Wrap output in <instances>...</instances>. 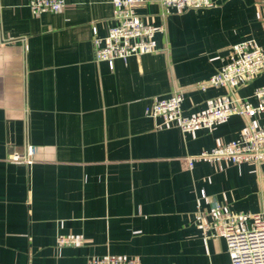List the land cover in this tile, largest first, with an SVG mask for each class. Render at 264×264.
I'll return each instance as SVG.
<instances>
[{"label":"crops","instance_id":"crops-1","mask_svg":"<svg viewBox=\"0 0 264 264\" xmlns=\"http://www.w3.org/2000/svg\"><path fill=\"white\" fill-rule=\"evenodd\" d=\"M31 1L0 0V264H231L225 239L204 224L264 211V161L188 158L240 137L250 120L185 133L157 126L147 109L183 89L191 115L227 93L197 84L235 43L264 47V0L183 12L147 0L138 12L165 26L160 49L112 66L95 58L94 36L114 23V0L43 12ZM263 85L264 74L237 93ZM29 146L28 160H11Z\"/></svg>","mask_w":264,"mask_h":264},{"label":"built area","instance_id":"built-area-1","mask_svg":"<svg viewBox=\"0 0 264 264\" xmlns=\"http://www.w3.org/2000/svg\"><path fill=\"white\" fill-rule=\"evenodd\" d=\"M164 8L183 12L213 5L212 0H157ZM147 0H114V23L105 36H94V53L97 60L108 61L112 66L118 58L128 59L158 51V34L165 26L144 22L138 7ZM35 12L57 10L65 0H32ZM2 40L0 39V43ZM222 67L210 77V83L230 88L232 84L253 79L264 68V48L255 39L235 44ZM184 97L179 91L157 98L147 109L157 126H178L185 133L212 128L232 116L249 118L264 112V87L251 96H241L232 88L208 101L206 107L196 114H186L183 109ZM248 130L233 138L189 156L188 162L197 161L245 163L264 161V125H248ZM35 153L29 146L27 153H14L11 160H28ZM204 232L223 237L226 241L231 264H264V211L241 215L224 214L214 216L204 224ZM138 263L124 258L93 260L91 264Z\"/></svg>","mask_w":264,"mask_h":264},{"label":"rangeland","instance_id":"rangeland-1","mask_svg":"<svg viewBox=\"0 0 264 264\" xmlns=\"http://www.w3.org/2000/svg\"><path fill=\"white\" fill-rule=\"evenodd\" d=\"M211 7V6H210ZM205 8H208V7H205ZM200 9H203V8H200ZM199 8H197V9H194V10H200ZM187 11H189V10H187ZM179 12V11H178ZM248 39H254V38H248ZM245 40H247V39H244V40H241V41H239V42H243V41H245ZM256 40V39H255ZM257 41V40H256ZM239 42H237V43H239ZM258 42V41H257ZM237 43H235V44H237ZM234 44V45H235ZM258 44H259V46H261L262 48H264L259 42H258ZM158 45H159V43H158ZM233 45V46H234ZM233 46H232V48H233ZM232 48H231V50H232ZM230 52L231 51H229L228 53H227V56H225V58H223L224 60H223V63H222V65L225 63V61H226V59L227 58H229L228 56H229V54H230ZM222 65L220 66V68L222 67ZM219 68V69H220ZM218 69V70H219ZM218 70L216 71V72H218ZM215 72V73H216ZM214 73V74H215ZM213 74V75H214ZM262 74H264V68H262L261 70H260V72L253 78V79H249V80H247V81H243L242 83H240V84H232L231 85V87L230 88H227V90H230V89H234L235 91H236V93H237V90H238V87H240V86H242V85H244V84H246L247 82H251L252 80H255V79H257L258 77H260ZM212 76V75H211ZM210 76V77H211ZM210 77L206 80V81H204V82H200V83H198L197 85L200 87V88H202V89H206V88H208L209 86H215V87H220V86H216V85H213V84H211L210 83ZM261 87H264V85L263 86H259V87H257V88H255L250 94H248V95H246V96H251L256 90H259V89H261ZM176 91H179V92H181L182 94H183V97H184V101H185V92H184V90L183 89H180V90H176ZM228 93H229V91H227ZM173 93V92H172ZM238 94V93H237ZM239 95V94H238ZM169 96V95H168ZM165 97V96H164ZM215 97H218V96H215ZM215 97H213V98H215ZM212 99V98H211ZM183 109H184V113H186V114H188L187 112H186V110H185V108H184V102H183ZM261 114V113H260ZM258 115V114H257ZM249 120H250V122H249V124L248 125H250V123H254L256 126H261V124H259L258 123V121H257V116L256 115H252L251 117H249L248 118ZM224 122V121H223ZM264 125V124H263ZM215 126V125H214ZM249 127V126H248ZM180 128V127H179ZM247 130H248V128H247ZM246 130V131H247ZM192 132V131H191ZM100 260V259H99Z\"/></svg>","mask_w":264,"mask_h":264}]
</instances>
